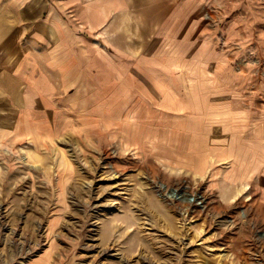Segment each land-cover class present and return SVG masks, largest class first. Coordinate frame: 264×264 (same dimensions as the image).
Segmentation results:
<instances>
[{
	"label": "rangeland",
	"instance_id": "obj_1",
	"mask_svg": "<svg viewBox=\"0 0 264 264\" xmlns=\"http://www.w3.org/2000/svg\"><path fill=\"white\" fill-rule=\"evenodd\" d=\"M192 11L2 150L0 264H264V0Z\"/></svg>",
	"mask_w": 264,
	"mask_h": 264
},
{
	"label": "crops",
	"instance_id": "obj_2",
	"mask_svg": "<svg viewBox=\"0 0 264 264\" xmlns=\"http://www.w3.org/2000/svg\"><path fill=\"white\" fill-rule=\"evenodd\" d=\"M193 3L0 0V154L38 136L45 100L85 97L109 62L147 58L196 15Z\"/></svg>",
	"mask_w": 264,
	"mask_h": 264
},
{
	"label": "bare ground",
	"instance_id": "obj_3",
	"mask_svg": "<svg viewBox=\"0 0 264 264\" xmlns=\"http://www.w3.org/2000/svg\"><path fill=\"white\" fill-rule=\"evenodd\" d=\"M165 190V188H163Z\"/></svg>",
	"mask_w": 264,
	"mask_h": 264
}]
</instances>
